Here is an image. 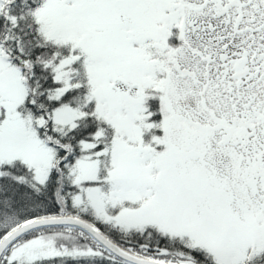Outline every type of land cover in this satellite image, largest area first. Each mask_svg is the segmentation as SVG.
I'll return each instance as SVG.
<instances>
[{
  "label": "snow or ice",
  "instance_id": "snow-or-ice-1",
  "mask_svg": "<svg viewBox=\"0 0 264 264\" xmlns=\"http://www.w3.org/2000/svg\"><path fill=\"white\" fill-rule=\"evenodd\" d=\"M0 264H264V0H0Z\"/></svg>",
  "mask_w": 264,
  "mask_h": 264
}]
</instances>
